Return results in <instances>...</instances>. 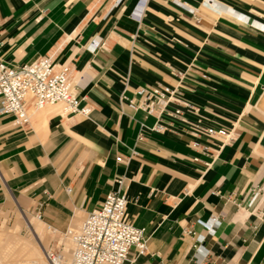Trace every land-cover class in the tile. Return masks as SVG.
Instances as JSON below:
<instances>
[{
  "label": "crops",
  "instance_id": "obj_1",
  "mask_svg": "<svg viewBox=\"0 0 264 264\" xmlns=\"http://www.w3.org/2000/svg\"><path fill=\"white\" fill-rule=\"evenodd\" d=\"M40 57L69 67L92 114L37 110L22 127L0 115V213H40L24 218L41 237L124 177L148 239L128 264H264V0H0V60ZM148 86L174 90L168 113L182 114L161 132L122 100ZM196 125L237 139L221 148Z\"/></svg>",
  "mask_w": 264,
  "mask_h": 264
},
{
  "label": "built area",
  "instance_id": "obj_2",
  "mask_svg": "<svg viewBox=\"0 0 264 264\" xmlns=\"http://www.w3.org/2000/svg\"><path fill=\"white\" fill-rule=\"evenodd\" d=\"M136 94V99H128L123 95L122 100L128 101L129 106L136 111L155 116L158 119L152 128L155 132L165 129L162 119L166 115L175 119L182 115L181 111L168 113V105L176 94L168 87H141ZM57 105H62V112L66 115L89 117L92 114L91 106L83 104L77 95L69 67L58 66L51 57H40L18 67L0 60V115L11 117L15 126L22 127L30 123L32 109L37 111ZM191 134L197 138H218L221 148L232 145L237 139L234 129L203 125H196ZM139 139H142L141 134ZM117 161L125 162L121 157ZM116 185L117 188L107 194L104 201L87 215L78 229L66 230L64 237L71 241V249H67L60 240L55 241L53 246L44 248L45 264H128L132 248L137 250L138 255L148 252L145 229L134 226L128 219L125 178H118ZM258 194L259 190L254 191L253 201ZM211 224L214 227L218 222L212 220ZM50 233L55 234L56 230L53 229ZM185 234L195 235L193 232ZM197 241L203 240L198 237Z\"/></svg>",
  "mask_w": 264,
  "mask_h": 264
},
{
  "label": "rangeland",
  "instance_id": "obj_3",
  "mask_svg": "<svg viewBox=\"0 0 264 264\" xmlns=\"http://www.w3.org/2000/svg\"><path fill=\"white\" fill-rule=\"evenodd\" d=\"M48 109H54L55 111L60 112V113L63 110L62 106H60V105L48 106V107L44 108L43 110H48ZM34 112H35V110L32 109L30 111V115ZM13 206H14L13 208L8 209L4 213H0V235H2V236H0V239L5 238L6 235L7 236L15 235L19 239H22L23 243L24 242H26V243L29 242L30 244L33 243V245H35L37 247V245H38L36 243L37 240H35V238L32 237L33 234H31L28 227L26 226V220L24 218V214L29 219L31 218L35 221H40L38 219V215H39L38 212H35L34 210L29 211L26 209L24 210V209L18 208L15 206V204ZM85 218H86V216H83V215L77 216V218L74 221H72L70 224H65L62 226L65 230H58L55 228V230H56L55 234L48 232L47 226H50V224H48L46 221H43V223H44L43 224V231H42L43 235H41V240H42L41 243H42L43 247L49 248V247L54 245L55 241L60 240V241L64 242L66 248H68V247L72 248L73 245H71L70 240H68L64 237V233L69 228L75 229V230L78 229L81 226V224L83 223V221L85 220ZM17 224L19 225V227L16 229ZM53 229H54V227H53ZM15 246H14V250L12 251L10 256H9L8 249H7V251H5L4 254L6 256H4V257L5 258L7 257L6 262L9 264H22V263L25 264V263H27L29 257L27 255L26 250L22 249L23 246H20V245H18L16 247ZM44 248H43V250H44ZM39 249L40 248H38V250ZM39 252L41 254V257H43L42 250H39ZM43 259H44V257H43Z\"/></svg>",
  "mask_w": 264,
  "mask_h": 264
},
{
  "label": "bare ground",
  "instance_id": "obj_4",
  "mask_svg": "<svg viewBox=\"0 0 264 264\" xmlns=\"http://www.w3.org/2000/svg\"><path fill=\"white\" fill-rule=\"evenodd\" d=\"M0 236H2V235H0ZM32 237H34L35 240L38 241V242L36 241V243L38 244L37 247L39 246L38 247V248H40L39 250H42V255L44 257L43 246H42V243H41L42 242L41 237H37L36 234H33ZM70 243H71V241H70ZM29 244H30L29 242L28 243H26V242L23 243L22 239H19L15 235H13V236H7L6 235L5 238L0 239V264H9V263L6 262V258L7 257L6 258L4 257V256H6L4 253L8 249L9 256H10V254L14 250V246L15 245L16 246H18V245L23 246L22 249L26 250L29 259H28L27 263H25V264H45V258L43 259V257H41V254H40L38 248L35 245H33V243H31L30 245ZM71 245H72V243H71ZM67 249H71V248L68 247ZM22 264H24V263H22Z\"/></svg>",
  "mask_w": 264,
  "mask_h": 264
}]
</instances>
